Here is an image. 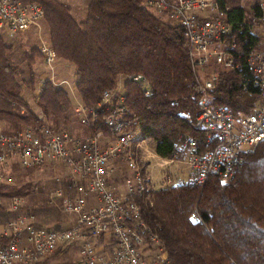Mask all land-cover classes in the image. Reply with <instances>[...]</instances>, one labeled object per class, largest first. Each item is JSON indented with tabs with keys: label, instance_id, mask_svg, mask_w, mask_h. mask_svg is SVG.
Wrapping results in <instances>:
<instances>
[{
	"label": "built area",
	"instance_id": "2783aa9c",
	"mask_svg": "<svg viewBox=\"0 0 264 264\" xmlns=\"http://www.w3.org/2000/svg\"><path fill=\"white\" fill-rule=\"evenodd\" d=\"M144 3L182 29L198 95V113L188 124L204 133L209 147L199 151V138L186 135L187 150L181 159L157 155L139 130H126L125 94L117 89L104 90L93 107L77 105L81 125L90 128L83 135L48 122L12 132L0 126V188L13 184L14 166L32 169L61 162L65 166L61 180L72 193L57 178L47 200L59 201L61 210L74 217L66 228L39 224L20 213L25 206L22 196L0 194V264H39L71 243L79 246L82 264H172L158 235L142 219L139 201L153 190L175 186L173 168L178 163L186 172L182 184L200 187L210 177L231 182L246 155L264 141V0H258L259 16L251 15L247 33L242 25L233 28L228 8L220 0ZM43 19L44 8L36 1L0 0V33L5 30L13 36ZM38 50L50 73L41 83L55 84L58 63L51 43L43 40ZM211 65L225 72L238 70L241 88L257 93L251 112L236 115L210 99L219 74L206 72ZM141 79V75L129 76L131 81ZM156 159L161 180L155 187L147 171ZM2 210L11 216L2 219ZM191 217L199 220L196 211ZM99 236L109 242L110 252L99 251Z\"/></svg>",
	"mask_w": 264,
	"mask_h": 264
},
{
	"label": "trees",
	"instance_id": "16d2710c",
	"mask_svg": "<svg viewBox=\"0 0 264 264\" xmlns=\"http://www.w3.org/2000/svg\"><path fill=\"white\" fill-rule=\"evenodd\" d=\"M32 1L44 8L56 58L75 67L74 88L81 104L95 106L104 90L117 89L118 77H125L126 130H139L152 139L161 157L181 159L186 135L199 138V151L209 147L204 133L188 124L198 113V95L180 26L161 21L144 0H89L83 22L73 18L66 3ZM220 4L228 8L235 30L242 25L247 33L251 15L259 16L257 4L249 9L240 0ZM9 49L0 34V97L24 111L0 109V119L38 125L40 119L20 96ZM36 51L27 53L28 63ZM131 75L143 79L131 81ZM44 84L37 105L47 115L52 112L51 125L60 127L59 116L70 107L68 94L50 80ZM210 93L215 103L236 115L251 112L257 100L254 90L241 88L238 70L219 71ZM29 191L27 185L0 188L5 196H25ZM139 205L142 219L158 235L172 264H264V141L246 155L231 182L210 177L202 187L179 183L151 191ZM193 211L199 220L191 217Z\"/></svg>",
	"mask_w": 264,
	"mask_h": 264
},
{
	"label": "rangeland",
	"instance_id": "374dc122",
	"mask_svg": "<svg viewBox=\"0 0 264 264\" xmlns=\"http://www.w3.org/2000/svg\"><path fill=\"white\" fill-rule=\"evenodd\" d=\"M57 1L66 3L70 6V13L76 21H85L88 14L89 0ZM240 2L243 6L249 9L251 5L257 4L258 0H240ZM149 10L154 13L161 21L165 22L166 24L173 25L164 16L155 12V10L151 8H149ZM0 34L2 35L5 43L10 48L7 52L10 62H12L17 69L15 77L21 88V98L27 103L28 106H30L31 110L40 119V123L48 122L50 124H55L51 119L55 118L54 114L49 112V115H47L48 113H46L37 105V100L42 97L45 86V84L43 85L41 83V78L45 79L50 75L49 69L43 62L42 55L38 50V46L43 40L50 42L49 31L44 19L40 21L39 26L36 28L31 27L25 31H18L13 36H9L5 30ZM33 48H36L37 53L33 58V61L28 63L27 53H29ZM58 61L59 60L57 59V63ZM211 71L219 72L221 70L216 66L211 65L206 69V72L209 73ZM55 77L56 83L52 86L65 90L70 101V107L64 111L61 116H59V126L73 134L83 135L88 133L87 129L81 125L78 113L75 110L77 105L81 103L80 98L74 88L75 67L73 65L61 63L58 66ZM61 80H65V83H57ZM124 81L125 77L121 76L118 77L116 83L117 91L121 93L124 92ZM210 99L212 98L210 97ZM0 100H2L0 103L1 110L18 113L23 109L17 104L2 97H0ZM5 121L7 123L6 128L1 124L0 126L6 132H12L27 125L21 121L12 122L9 119H6ZM146 140L152 147H154V142L152 139L146 138ZM156 162H159V159L153 160L152 165L149 166L147 171L155 187L157 186L156 184L161 180L160 168ZM173 170L175 173V184L178 185L181 183L186 172L183 170V164L181 163H178V166H175ZM64 173L65 166L61 162H49L48 164H45L41 167L32 169H22L15 166L12 167L10 175L12 177L13 185H27L30 190L27 195L22 196L23 200L25 201V206L20 209V213L27 216H32L33 220L39 224L50 225L55 228L66 226L69 221V216L71 215H68L61 210L59 201L56 204H52L47 200L48 195H51V193H53L54 189L57 187V178L60 179L59 183L66 188L67 193H72V191L67 187V184L61 180L63 179ZM123 174L124 172L121 171L120 178ZM2 211H4L1 213L2 219L11 216V213H8L5 210ZM63 254H65L64 251H55L53 254L49 255L50 257L46 258L42 264H72L71 260L66 259L64 257L65 255Z\"/></svg>",
	"mask_w": 264,
	"mask_h": 264
},
{
	"label": "crops",
	"instance_id": "0c3cea01",
	"mask_svg": "<svg viewBox=\"0 0 264 264\" xmlns=\"http://www.w3.org/2000/svg\"><path fill=\"white\" fill-rule=\"evenodd\" d=\"M77 22H82V20L81 21H77ZM34 27L36 28L37 26H34ZM61 63H64V64L66 63V64L70 65L67 62H64V61L60 62V60H59L58 61V66ZM1 102H2V100H0V103ZM20 112L22 113L23 109ZM5 120L6 119H0V122H1L0 124L3 125V127L6 128L7 123H6ZM119 179L120 178L117 177V180H119ZM90 201L92 202L93 199H90ZM73 222H74V217L73 216H69L68 224L66 226H64V227H61V228L69 227ZM97 245H98L99 251H101L102 253H108V252L111 251V246L109 245V242L103 236H99L98 237ZM57 251H64V253H65V254H63V255H65L64 257L66 259L71 260L72 264H82L80 262L79 246L76 243H71V244L67 245L64 249L57 250ZM48 257H50V256L45 257L39 264H42V262Z\"/></svg>",
	"mask_w": 264,
	"mask_h": 264
}]
</instances>
